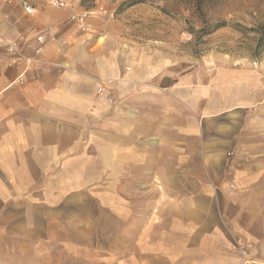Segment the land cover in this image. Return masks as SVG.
<instances>
[{
	"label": "crops",
	"instance_id": "0c3cea01",
	"mask_svg": "<svg viewBox=\"0 0 264 264\" xmlns=\"http://www.w3.org/2000/svg\"><path fill=\"white\" fill-rule=\"evenodd\" d=\"M64 1L0 0V264H264V52L83 33Z\"/></svg>",
	"mask_w": 264,
	"mask_h": 264
},
{
	"label": "rangeland",
	"instance_id": "374dc122",
	"mask_svg": "<svg viewBox=\"0 0 264 264\" xmlns=\"http://www.w3.org/2000/svg\"><path fill=\"white\" fill-rule=\"evenodd\" d=\"M80 6L106 7L110 14L104 20L114 23L127 44L198 58L219 52L253 59L264 52L258 44L264 0H80ZM240 239L245 264H263L257 245Z\"/></svg>",
	"mask_w": 264,
	"mask_h": 264
},
{
	"label": "built area",
	"instance_id": "2783aa9c",
	"mask_svg": "<svg viewBox=\"0 0 264 264\" xmlns=\"http://www.w3.org/2000/svg\"><path fill=\"white\" fill-rule=\"evenodd\" d=\"M17 1L24 9L27 14H33L34 10L28 4L27 0H15ZM52 5L59 8H64L67 6V3L64 0H52ZM109 10L104 6H97L93 9H84V10H73L69 15V22L75 24L78 29L83 33H88L92 30V24L90 18L93 16L107 17L109 15ZM36 45L32 42H27L26 46L30 49V53L27 54L23 48L18 44L17 41H10L6 43L7 52L11 54V64L18 65L22 62L26 63L27 67H30L33 63L39 61L38 55L41 53L42 44L45 42L43 35L39 34L35 37ZM19 82H23L24 78L22 75L18 78ZM102 91V88H99V92ZM234 243L233 249L237 252H240L244 256L247 254L245 246L243 244Z\"/></svg>",
	"mask_w": 264,
	"mask_h": 264
},
{
	"label": "trees",
	"instance_id": "16d2710c",
	"mask_svg": "<svg viewBox=\"0 0 264 264\" xmlns=\"http://www.w3.org/2000/svg\"><path fill=\"white\" fill-rule=\"evenodd\" d=\"M258 44L262 45L264 44V24H262L259 28V39H258Z\"/></svg>",
	"mask_w": 264,
	"mask_h": 264
}]
</instances>
